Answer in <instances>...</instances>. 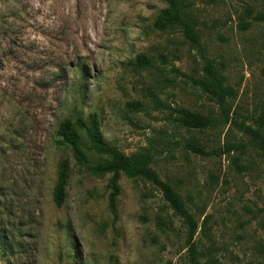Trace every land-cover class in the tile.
<instances>
[{
    "label": "rangeland",
    "instance_id": "obj_1",
    "mask_svg": "<svg viewBox=\"0 0 264 264\" xmlns=\"http://www.w3.org/2000/svg\"><path fill=\"white\" fill-rule=\"evenodd\" d=\"M167 8L0 0V264H192L188 226L159 188L79 170L56 144L62 122L93 114L107 143L151 154L198 223L201 263L264 264V0L191 2L200 46L154 28ZM207 68L234 89L229 118L195 83ZM184 111L217 126L190 129Z\"/></svg>",
    "mask_w": 264,
    "mask_h": 264
},
{
    "label": "trees",
    "instance_id": "obj_2",
    "mask_svg": "<svg viewBox=\"0 0 264 264\" xmlns=\"http://www.w3.org/2000/svg\"><path fill=\"white\" fill-rule=\"evenodd\" d=\"M165 1L168 8L161 11L154 28L157 31L177 29L188 41L200 46L197 24L186 16L189 4L195 0ZM261 19L264 20V15L261 16ZM135 63L141 67L149 64L145 56H140ZM195 83L205 95L219 104L224 110L225 117L229 118L227 113L228 102L229 99L235 97V92L233 88L226 84L225 78L216 70L207 68L205 75L195 80ZM181 122L190 129L205 130L217 126L216 119L193 114L189 111H184ZM246 131L252 132L251 129L247 128ZM255 136L260 140H264L262 135ZM56 144L71 151L75 167L79 170L83 169L99 177L113 175L114 183L118 181L121 175L129 179H143L159 188L165 201L177 216L184 219L188 226L191 263L203 264L200 262L201 254L194 242L199 229L198 223L195 221L194 215L188 211L182 197L151 169L153 158L149 152L127 156L117 147L107 143L102 136L99 118L96 114L89 116L87 120L79 118L76 122L71 120L62 122L59 126ZM70 166V161L66 160L60 167L59 182L55 192V201L59 207L63 205L66 198Z\"/></svg>",
    "mask_w": 264,
    "mask_h": 264
}]
</instances>
